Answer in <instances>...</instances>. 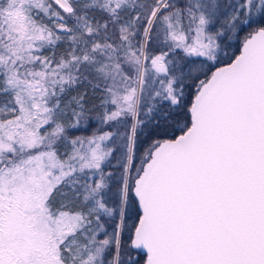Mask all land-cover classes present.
I'll use <instances>...</instances> for the list:
<instances>
[{
	"label": "snow or ice",
	"instance_id": "1",
	"mask_svg": "<svg viewBox=\"0 0 264 264\" xmlns=\"http://www.w3.org/2000/svg\"><path fill=\"white\" fill-rule=\"evenodd\" d=\"M0 264H264V0H0Z\"/></svg>",
	"mask_w": 264,
	"mask_h": 264
}]
</instances>
